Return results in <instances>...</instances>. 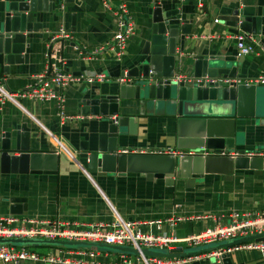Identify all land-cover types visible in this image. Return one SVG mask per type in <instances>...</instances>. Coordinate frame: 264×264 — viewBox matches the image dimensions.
Segmentation results:
<instances>
[{
    "label": "crops",
    "instance_id": "0c3cea01",
    "mask_svg": "<svg viewBox=\"0 0 264 264\" xmlns=\"http://www.w3.org/2000/svg\"><path fill=\"white\" fill-rule=\"evenodd\" d=\"M10 1L0 0V18ZM251 1L73 0L60 12H39L36 22H41V27L30 33L22 61L4 65L0 53V85L18 93L28 85L33 86L36 74L43 73L48 79L57 70L80 78L70 79L63 86H51L62 97L60 105L55 98L39 99L19 94L13 96L14 100L1 99L0 132L12 130L16 124L24 122L33 135L39 137L38 141H32L34 149L55 150L51 137L55 135L71 150L74 158L59 152L54 173L0 172V214L10 213L9 202L3 198L22 196L24 201L18 202L22 211L12 214L40 219L57 217L104 222L111 218L113 209L123 219L140 221L138 227L143 233L161 232L181 238L215 222H226V216L232 211L264 212V169L261 173H255L251 168L235 169L230 178L205 173L195 178L192 186H186L183 179H175L171 185H166L162 178L147 179L142 172L130 171L119 175L89 173L84 169V160L77 158L79 136H88L87 124L78 112L80 98L96 93L98 87L119 77L120 70L136 60L134 56L147 34L155 3L166 15H175L178 25L183 21L187 23L186 31H189L179 34V53L181 57L185 56L187 64L184 70L190 71V56L194 54L238 57L244 76L253 80L264 73V25L257 39L247 34L249 36L244 38V43L250 45L252 51L241 54L234 37L239 29L226 24L223 17L235 5ZM120 3L132 18L133 32L125 40L118 58L111 46L115 11ZM71 14H74L73 19ZM215 18L217 21H214ZM60 30L65 36H57ZM98 72L103 73L104 78L90 82L85 79ZM126 137L124 146L131 151L183 149L175 147L172 118L162 114L138 117L135 132ZM238 147L246 152L260 150L261 147L264 149V124L247 125L243 145H235L230 151ZM183 244L188 246L176 241L170 244L171 248L162 250L188 249ZM227 253L231 264H264V248H237ZM62 254L70 259L99 262L94 258L97 251H94L93 258L75 250H64ZM120 259L119 253L110 257L108 262L118 263ZM0 264L11 263L0 260ZM19 264L61 263L25 259ZM172 264L222 263L218 256L202 251L181 257L179 262Z\"/></svg>",
    "mask_w": 264,
    "mask_h": 264
},
{
    "label": "water",
    "instance_id": "95a60500",
    "mask_svg": "<svg viewBox=\"0 0 264 264\" xmlns=\"http://www.w3.org/2000/svg\"><path fill=\"white\" fill-rule=\"evenodd\" d=\"M72 3L73 0L10 1L0 18V53L4 65L22 61L30 33L41 27V22H36L39 12H60L63 6ZM223 17L229 26L257 39L264 25V0L235 5ZM175 19V15H166L155 3L147 34L134 56L136 60L123 67L119 77L98 87L96 93L80 98L78 112L87 124L88 136H79L77 158L84 160L87 172L118 175L142 172L147 179L162 178L166 185L183 179L186 186H192L194 179L205 173L230 178L235 169L251 168L255 173L264 169V154L247 155L241 147L234 149L235 154H229L235 145H243L247 125L264 124V84L244 76L238 57L194 54L190 56V71L184 70L187 64L185 56L179 53V34L189 30L186 31L185 21L178 25ZM157 114L172 118L175 147L193 150L192 154L148 149L138 152L124 146L126 136L136 130L138 117ZM38 138L24 122L12 130L1 131L0 172H56L59 152L34 149L32 141ZM260 150L264 151L262 147ZM3 199L8 200L10 213L22 211L18 203L24 201L22 196ZM251 240L263 241L264 234H249L180 251L141 248L140 252L143 256L184 257ZM3 243L86 245L91 249L98 245L131 254L138 252L132 246L49 238L0 237V244ZM219 258L222 264H231L228 253Z\"/></svg>",
    "mask_w": 264,
    "mask_h": 264
},
{
    "label": "built area",
    "instance_id": "2783aa9c",
    "mask_svg": "<svg viewBox=\"0 0 264 264\" xmlns=\"http://www.w3.org/2000/svg\"><path fill=\"white\" fill-rule=\"evenodd\" d=\"M105 5V3H104ZM115 30L112 34V46L115 48L116 57H120L125 40L133 32V21L128 14L123 3L117 6L115 11ZM217 21V18L214 19ZM244 30L239 29L234 34L238 53L247 54L252 51L250 45L244 43V38L248 37ZM57 36H65V33L60 30ZM54 37H51L53 39ZM43 73L36 74V81L33 86L28 85L20 92H10L5 90L0 85V100L7 98L14 100V95H27L39 99H57L58 104H61L62 97L56 94L52 89V85L63 86L70 79H79L80 76H71L60 70L54 71L49 75L48 79ZM104 74L101 72L86 76L87 81L94 79L101 80ZM212 81L213 79H208ZM256 83L264 84V73L258 74L254 79ZM62 115L60 116V119ZM46 130V129H45ZM47 131V130H46ZM49 134V132L47 131ZM55 151L65 153L69 157H73L71 150L60 140L59 137L51 135ZM149 152H167L172 154H192L193 150L177 149V150H149ZM204 153H206L204 151ZM229 154H235L234 151H229ZM247 155L264 154V151L254 150L246 152ZM159 221V220H157ZM140 221L123 219L118 212L112 209L111 218L104 222H84L60 219L57 217L40 219L27 216H19L17 214H0V237L12 238H49L63 239L76 241L102 242L113 245L132 246L137 249L134 258H126L124 253H120V262H98L93 259H70L62 254L64 250L70 252L75 250L79 253H86L93 258V249L72 248L65 249L62 246L54 245L51 251L45 253H37L27 250L24 246L16 248L11 243L0 244V260L11 264H19L21 260L30 259L36 261L56 262L67 264L73 262L75 264H172L179 262L181 257H157L143 256L140 252L141 248L163 249L171 248L172 242H184L186 245L199 246L204 244L216 243L225 239H232L249 234H264V212L263 211H232L226 216V222H215L213 225L189 233L181 238H175L173 235L165 233H143L138 225ZM237 248H264L263 241H247L225 246L216 250L208 251V254L220 256L222 253H227L232 249ZM179 258V259H178Z\"/></svg>",
    "mask_w": 264,
    "mask_h": 264
},
{
    "label": "rangeland",
    "instance_id": "374dc122",
    "mask_svg": "<svg viewBox=\"0 0 264 264\" xmlns=\"http://www.w3.org/2000/svg\"><path fill=\"white\" fill-rule=\"evenodd\" d=\"M13 245L16 248H19L21 246H24L27 250H31V251H34V252H37V253H45V252H48V251H50V250H52L54 248V245H44V244H35V245L25 244V245H21L19 243H13ZM62 247L63 248L69 247V248L89 249V246H86V245L62 246ZM184 247L185 248L188 247L189 249H193L194 247H200V246H193V245L185 246L184 245ZM92 249H93V251H97V254L98 255L95 254L94 258L97 259V260H99L100 262H108L110 257L117 256L119 253H125L124 254L125 257L134 258V254H131V253H128V252L119 251L117 249H112V248L106 247V246H98L97 245V247H94ZM107 254H110V256L107 255Z\"/></svg>",
    "mask_w": 264,
    "mask_h": 264
}]
</instances>
